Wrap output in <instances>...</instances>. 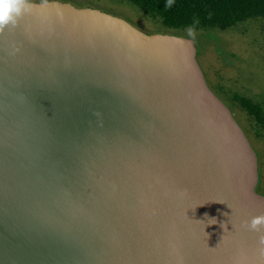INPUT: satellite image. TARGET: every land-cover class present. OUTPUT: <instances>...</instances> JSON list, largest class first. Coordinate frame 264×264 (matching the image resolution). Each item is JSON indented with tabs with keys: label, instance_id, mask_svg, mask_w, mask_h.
Masks as SVG:
<instances>
[{
	"label": "water",
	"instance_id": "95a60500",
	"mask_svg": "<svg viewBox=\"0 0 264 264\" xmlns=\"http://www.w3.org/2000/svg\"><path fill=\"white\" fill-rule=\"evenodd\" d=\"M30 2L0 34V264H264L258 153L194 38Z\"/></svg>",
	"mask_w": 264,
	"mask_h": 264
},
{
	"label": "rangeland",
	"instance_id": "374dc122",
	"mask_svg": "<svg viewBox=\"0 0 264 264\" xmlns=\"http://www.w3.org/2000/svg\"><path fill=\"white\" fill-rule=\"evenodd\" d=\"M76 6L90 5L121 16L145 32L180 31L164 28L126 0H66ZM198 60L208 84L226 102L258 153L260 181L264 189V133L255 120L234 101L233 94L252 99L264 110V19L252 18L225 28L195 29ZM201 49V50H200Z\"/></svg>",
	"mask_w": 264,
	"mask_h": 264
},
{
	"label": "trees",
	"instance_id": "16d2710c",
	"mask_svg": "<svg viewBox=\"0 0 264 264\" xmlns=\"http://www.w3.org/2000/svg\"><path fill=\"white\" fill-rule=\"evenodd\" d=\"M126 1L169 30L180 31L190 27L225 29L247 19H264V0H175L170 8L166 7L167 0ZM195 20L199 23H194ZM233 99L264 133V110L261 105L236 93L233 94ZM260 190L264 192V189Z\"/></svg>",
	"mask_w": 264,
	"mask_h": 264
},
{
	"label": "clouds",
	"instance_id": "9594fccd",
	"mask_svg": "<svg viewBox=\"0 0 264 264\" xmlns=\"http://www.w3.org/2000/svg\"><path fill=\"white\" fill-rule=\"evenodd\" d=\"M174 2L175 0H167L166 7L170 8ZM41 6H46V0ZM35 7L36 5L32 4L30 0H0V34L6 29L12 30L16 28L20 19L25 14L31 13ZM194 23H199V21L195 20ZM187 35L195 38V29L188 28ZM223 227L225 229V225ZM242 227L249 231L264 233V213L253 216L250 220L243 221ZM261 243L264 244V236L261 237Z\"/></svg>",
	"mask_w": 264,
	"mask_h": 264
},
{
	"label": "flooded vegetation",
	"instance_id": "af4514ba",
	"mask_svg": "<svg viewBox=\"0 0 264 264\" xmlns=\"http://www.w3.org/2000/svg\"><path fill=\"white\" fill-rule=\"evenodd\" d=\"M200 47V46H199ZM201 50V49H200ZM199 55V54H198Z\"/></svg>",
	"mask_w": 264,
	"mask_h": 264
}]
</instances>
